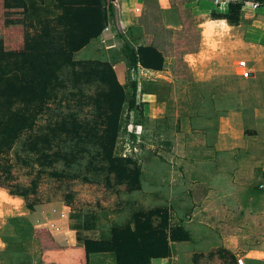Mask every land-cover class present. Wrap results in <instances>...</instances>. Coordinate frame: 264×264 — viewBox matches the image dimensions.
<instances>
[{
  "label": "rangeland",
  "instance_id": "obj_1",
  "mask_svg": "<svg viewBox=\"0 0 264 264\" xmlns=\"http://www.w3.org/2000/svg\"><path fill=\"white\" fill-rule=\"evenodd\" d=\"M108 1L101 0L103 14ZM24 3V25L9 34L11 25L2 23V38L10 35L20 40L65 10L76 8V16L83 18L88 9V0ZM108 20L104 19L106 27ZM137 20L145 22L149 42L153 40L157 48L169 52L166 69L173 51L174 72L175 53L182 46L175 44L179 37L164 28L157 6L146 3ZM95 38L74 52L72 64L51 82L50 99L32 127L18 132L9 146L0 145V264H55L42 257L33 236L35 228L48 231L45 226L34 227L40 222L63 228L69 233L65 243H77L78 247L89 239H106L103 234L107 228L133 226L137 214L146 216L155 209L167 211L168 226L179 225L172 208L149 206L154 200L151 196L157 195L150 189L158 186L155 168L159 163L170 165L163 170L164 183L180 179L187 185L193 198V216L225 237L227 249L216 254H225L226 260L219 264H235L232 254L241 255L249 248L253 257L246 264H264V176L258 166L261 152L255 149L256 143L264 144V127L255 139L215 134L220 127L209 130V81L187 87L183 82L166 80L169 70L165 68L161 72L132 70L128 61V69L116 71L112 64L125 58L121 41L116 47L106 48ZM196 42L198 47V37L184 39L187 46ZM212 47L217 46L209 45ZM184 65H178L176 73L190 79ZM200 74L204 72L197 71L195 76L208 77ZM5 77H0V125L7 108L21 106L19 98L8 96L16 87ZM133 81L140 113L130 111L127 104L132 98ZM201 83L208 86L198 85ZM118 88L125 102L115 130L112 105ZM106 150L129 160L131 163L125 166L139 175V182L146 172L147 191L137 197L147 202L132 199L131 180L123 179L126 173L117 169L109 172ZM147 163L155 171H146L143 165ZM56 210L63 211L59 220L52 216ZM149 219L154 226L160 222L156 216ZM116 221L127 223L119 225Z\"/></svg>",
  "mask_w": 264,
  "mask_h": 264
},
{
  "label": "crops",
  "instance_id": "obj_2",
  "mask_svg": "<svg viewBox=\"0 0 264 264\" xmlns=\"http://www.w3.org/2000/svg\"><path fill=\"white\" fill-rule=\"evenodd\" d=\"M123 1L129 11L130 18L140 19L146 0ZM152 1L155 2L161 15V23L167 30L176 32L182 29L178 6H181L193 20L198 33L199 45L194 51L182 56V61L189 69L190 79L180 81L173 78V73H171L174 69L173 51L168 60L171 63L166 69L169 52L157 48L153 40L149 42L150 33L146 31L145 24L144 27L140 24L130 25L122 31L124 34L121 32V35H117L118 30L108 20L109 25L105 26L95 39H100L106 48L116 47L118 40L121 41L123 48L124 44L128 45L125 39L136 44L135 47L128 45L134 49L141 45L153 44L164 56L162 69L150 70L141 67L138 69L145 72H161L165 68L169 70L165 76L166 80L173 79L180 83L183 82V85L187 87L195 86L198 81H209L207 82L209 83V130L215 131L220 127L215 134L237 135L240 139H251L253 136L252 139H255L260 134L259 130L264 127V2L261 3L257 0ZM38 3L43 5L42 1ZM253 3H258V6L254 8ZM209 45L217 47L209 48ZM119 53L121 54L122 51L119 50ZM126 63L127 59L122 57L112 66L116 71L118 69L121 72L128 69ZM197 71H203L208 77L198 78L195 76ZM198 85L208 86L205 83ZM238 145L239 148L241 143ZM255 149L261 152L258 166H261L260 172L264 176V144L256 143ZM143 166L146 171L153 170L149 163ZM167 166L170 165L159 163L157 169L155 168L156 171L153 170L157 173L155 183L158 186L150 189H154L157 195L151 196L154 200L150 202L149 206L151 208H172L174 215L179 219V225L189 234V240L169 242V254L164 258L152 259L147 264H219L224 262L225 254L218 255L216 252L220 249H227L225 237L223 239V235L215 227L207 226L203 221H199L193 216V198L182 180H175L169 184L164 183L163 174L165 171L163 172V170ZM144 175L147 177L146 172ZM145 177L140 178L139 188L132 191V199L147 202L145 198L137 197L140 192L147 191L144 188ZM143 207L149 208L147 205ZM62 210H56L52 216L58 219L59 215L61 218ZM41 220V218L37 219L39 222ZM114 223L123 225L127 222L121 224L116 221ZM38 226H45L52 239L60 246H78L77 243H65L69 233L63 228L57 229L49 221L34 225V227ZM169 228L172 227L169 226ZM103 237L106 239L110 237V229H105ZM251 249L249 248L241 255L232 254L235 264H246L248 259L251 260L253 257ZM89 264H116L115 256L112 252L91 253L89 254Z\"/></svg>",
  "mask_w": 264,
  "mask_h": 264
},
{
  "label": "trees",
  "instance_id": "obj_3",
  "mask_svg": "<svg viewBox=\"0 0 264 264\" xmlns=\"http://www.w3.org/2000/svg\"><path fill=\"white\" fill-rule=\"evenodd\" d=\"M257 1L264 2V0ZM146 3L155 4L152 0H146ZM105 11L106 13L103 14L101 0H88L87 13L83 18H78L76 16L78 10L72 8L43 24L36 33L26 34L20 40L9 38L10 35L6 38L0 36V77L7 76L5 79L12 81L16 87L15 92L11 91L8 96L21 100L19 108L6 110L7 116L0 125V136L4 139L0 138V145L9 146V142L16 139L18 132L32 127L37 114L44 110L50 99L51 82L57 79L58 74L65 67L72 64L74 52L103 31L106 17L118 30L117 35H121L123 30L133 24L144 27L145 22L130 18L123 0H109ZM25 12L24 0H0V27L2 23H7L8 26L11 25L9 34L14 33L24 25ZM178 14L182 29L174 32L179 37L175 40V44L181 45L182 50H176L173 77L186 81L189 79L188 76L176 73V68L178 65H184L182 53L192 52L197 47V42L193 46L185 45L184 39L189 37L193 41L197 39L198 34L192 18L181 6H178ZM123 53L132 70L138 67L161 70L164 64V56L153 44L141 45L135 49L124 44ZM131 85L132 98L127 102L128 108L133 113L138 111L140 113L136 82L133 81ZM118 89L112 105L115 130L125 102L122 90ZM105 153L109 162V172L112 173L117 169L126 173L123 179L131 180L130 189H138L139 175L125 166L131 162L121 156H114L111 150H106ZM149 216L159 217L160 222L154 226ZM167 217V211L159 209L149 211L146 216L137 214L133 218V226L113 227L110 229L109 238L89 239L84 241L81 247L60 246L44 228H35L33 236L39 245L42 257L53 260L55 264L57 262L89 264V254L106 252L114 254L116 264H147L152 259L166 257L169 254V242L189 240V234L180 225L169 228Z\"/></svg>",
  "mask_w": 264,
  "mask_h": 264
},
{
  "label": "built area",
  "instance_id": "obj_4",
  "mask_svg": "<svg viewBox=\"0 0 264 264\" xmlns=\"http://www.w3.org/2000/svg\"><path fill=\"white\" fill-rule=\"evenodd\" d=\"M258 6V3H253V7H257Z\"/></svg>",
  "mask_w": 264,
  "mask_h": 264
}]
</instances>
